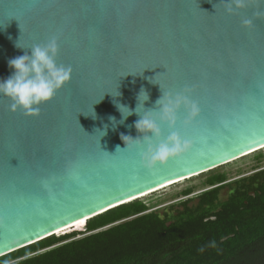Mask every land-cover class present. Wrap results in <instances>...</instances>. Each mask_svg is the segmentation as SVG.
<instances>
[{
  "label": "water",
  "instance_id": "95a60500",
  "mask_svg": "<svg viewBox=\"0 0 264 264\" xmlns=\"http://www.w3.org/2000/svg\"><path fill=\"white\" fill-rule=\"evenodd\" d=\"M255 11L264 2L228 15L220 0H0V79L9 59L53 37L57 64L71 68L36 115L0 96V257L264 147V16ZM141 87L146 110L186 88L199 107L189 124L183 107L174 128L157 121L160 140L175 131L191 147L151 169L142 147L120 139L141 136L139 117L114 130L108 119H121L109 92L135 108Z\"/></svg>",
  "mask_w": 264,
  "mask_h": 264
},
{
  "label": "trees",
  "instance_id": "16d2710c",
  "mask_svg": "<svg viewBox=\"0 0 264 264\" xmlns=\"http://www.w3.org/2000/svg\"><path fill=\"white\" fill-rule=\"evenodd\" d=\"M145 211L139 200L119 205L76 224L85 223L80 237L51 235L1 256L0 264H219L243 246L264 245V169L208 189L193 203Z\"/></svg>",
  "mask_w": 264,
  "mask_h": 264
},
{
  "label": "clouds",
  "instance_id": "9594fccd",
  "mask_svg": "<svg viewBox=\"0 0 264 264\" xmlns=\"http://www.w3.org/2000/svg\"><path fill=\"white\" fill-rule=\"evenodd\" d=\"M220 2L223 4L225 13L232 15L253 3L264 2V0H220ZM253 16H264V12L255 11ZM252 24L253 20L249 18L241 21L242 27L245 28H250ZM15 47L25 49L19 46L17 42ZM28 49H30V53L25 51L22 55L7 61L8 67L12 71L7 78L0 79V96H4L11 101L9 105L11 111L19 109L25 115H36L39 106L50 101L55 93L69 81L71 68L57 64L58 44L55 37L49 39L43 45L37 44ZM150 83L157 84L153 82V78L150 79ZM189 92L190 90L187 88L176 93L162 92L160 98L155 101V108L147 110L144 104L148 101L149 95L143 87L136 95L135 108H130L115 99L122 95L117 89L115 94L109 92L114 98L113 104L121 116L119 121L114 116H109L108 119L113 130L117 124H123L134 113L139 117L134 122L133 127L141 136L133 139L130 135L121 134L120 139L126 147L132 144L144 149L141 163L145 168L151 169L158 163L163 164L169 158L178 156L191 147V142L182 139L179 133L175 131L170 132L165 139L160 140L161 129L157 123V121L161 124L166 123L170 129L174 128L177 112L181 107L187 112L184 123H191L199 114V107L196 102L189 99ZM103 98L104 95L96 103H99ZM90 116L96 119L93 108ZM107 130L108 125L105 124L103 129H95V133L100 132L101 137H103L107 134ZM117 149L120 148L117 147ZM211 246L214 247L215 243L212 242Z\"/></svg>",
  "mask_w": 264,
  "mask_h": 264
},
{
  "label": "rangeland",
  "instance_id": "374dc122",
  "mask_svg": "<svg viewBox=\"0 0 264 264\" xmlns=\"http://www.w3.org/2000/svg\"><path fill=\"white\" fill-rule=\"evenodd\" d=\"M260 169H264V148L222 164L212 170L170 184L136 200L141 201L146 206L145 212L165 211L169 206L177 205L186 199H190L191 203L195 202L199 194L219 184H210L208 182V179L215 175H223L224 180L221 183L227 185ZM84 229L85 223L83 225L71 226L55 236L58 237L76 232L78 233L74 237L76 238L83 235L81 233L84 232ZM11 262L13 261L3 264H9Z\"/></svg>",
  "mask_w": 264,
  "mask_h": 264
},
{
  "label": "flooded vegetation",
  "instance_id": "af4514ba",
  "mask_svg": "<svg viewBox=\"0 0 264 264\" xmlns=\"http://www.w3.org/2000/svg\"><path fill=\"white\" fill-rule=\"evenodd\" d=\"M221 184L223 183L216 184L213 187ZM224 188L221 190L222 196L227 191L226 187ZM219 264H264V245L243 246L235 251L233 256L228 260L220 262Z\"/></svg>",
  "mask_w": 264,
  "mask_h": 264
},
{
  "label": "bare ground",
  "instance_id": "6f19581e",
  "mask_svg": "<svg viewBox=\"0 0 264 264\" xmlns=\"http://www.w3.org/2000/svg\"><path fill=\"white\" fill-rule=\"evenodd\" d=\"M262 148H264V147H261V148H259V150L260 149H262ZM252 153V152H251ZM248 154H250V153H248ZM248 154H246V155H248ZM245 156V155H244ZM236 159H238V158H236ZM236 159H233V160H236ZM233 160H231V161H233ZM231 161H229V162H231ZM228 163V162H227ZM193 176H196V175H193ZM190 177H192V176H190ZM190 177H187V178H190ZM187 178H185V179H187ZM181 180H184V179H180L179 181H181ZM179 181H177V182H179ZM177 182H175V183H177ZM166 186H168V185H166ZM166 186H164V187H166ZM163 188V187H162ZM159 189H161V188H159ZM156 191V190H155ZM150 193H152V192H148V193H144V194H142V195H140V196H138L139 198L140 197H143V196H145V195H148V194H150ZM81 222H83V220L82 221H79V222H76V223H74L72 226H74V225H76V224H78V223H81ZM66 228H69V227H66ZM65 228V229H66ZM64 230V229H63ZM62 231V230H61ZM59 232V231H58ZM57 233V232H56Z\"/></svg>",
  "mask_w": 264,
  "mask_h": 264
},
{
  "label": "snow or ice",
  "instance_id": "6c2138e0",
  "mask_svg": "<svg viewBox=\"0 0 264 264\" xmlns=\"http://www.w3.org/2000/svg\"><path fill=\"white\" fill-rule=\"evenodd\" d=\"M209 14H210V15H214V14H215V12H214V13H209ZM11 19H15V18H10V20H11ZM15 20H16V19H15Z\"/></svg>",
  "mask_w": 264,
  "mask_h": 264
}]
</instances>
